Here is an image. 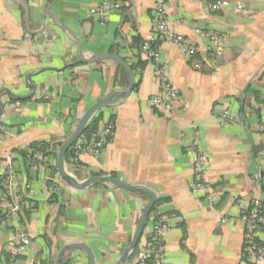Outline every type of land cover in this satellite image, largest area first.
<instances>
[{"label": "crops", "instance_id": "1", "mask_svg": "<svg viewBox=\"0 0 264 264\" xmlns=\"http://www.w3.org/2000/svg\"><path fill=\"white\" fill-rule=\"evenodd\" d=\"M17 1L30 8V30L40 31V20L44 26L41 33L28 31L24 8L14 0H0V174L9 156L15 198L23 194L27 181L16 148L35 141L61 144L89 106L127 87L126 71L110 59L68 66L78 57L73 34L81 41L84 57L110 52L128 60L135 36H150L156 2H118L124 8L100 23L90 14L101 0ZM241 1L246 7L237 12L212 10L201 0H163L168 24L200 51L201 65L194 69L177 45L158 43L166 77L181 91L180 101L169 113L147 106L160 81L142 58V71L134 73L136 88L102 108L103 122L112 117L113 129L101 157L81 155L75 170L65 163L78 180L112 174L155 194L154 212L162 213L168 224L161 264H239L243 238L236 204L262 198L255 173H264V108L259 119L250 105L256 106L253 91L264 93V0ZM210 33L220 38L219 52L209 43ZM244 94L249 105L243 108ZM15 102L19 105L14 107ZM223 113L232 121L224 122ZM189 143L210 154L208 175L220 196L214 206L191 189ZM49 157L54 163L55 157ZM56 174L55 166L30 175V200L37 208L22 214L19 224L14 221L18 225L0 223V264H54L58 250L76 242L92 249L95 263L115 264L150 198L108 183L85 189L62 184L63 208L57 216L58 203L47 200ZM151 229L149 219L129 264ZM260 238L264 240V233ZM63 264L89 263L77 249L65 254Z\"/></svg>", "mask_w": 264, "mask_h": 264}, {"label": "built area", "instance_id": "2", "mask_svg": "<svg viewBox=\"0 0 264 264\" xmlns=\"http://www.w3.org/2000/svg\"><path fill=\"white\" fill-rule=\"evenodd\" d=\"M208 2L212 10H220L225 8H233L239 12L245 9L246 5L241 0H201ZM120 10L119 3L112 0H101L98 9L90 14L94 20L104 23L108 17L115 11ZM150 36L142 40L138 45L131 47L132 55L140 53L141 58L147 60L154 71L155 76L159 79L158 92L151 95L146 104L153 110L169 113L173 104L179 102L181 99V91L178 90L166 77V64L162 61L160 48L152 46L157 42H170L177 45L181 49L182 54L190 63L192 68L198 69L200 67L199 48L186 41L184 36L176 33L168 24L166 19V5L163 0H156L152 11V24ZM209 43L216 51H220V38L215 33L208 35ZM129 58V64L136 63L134 57ZM140 73V69H136ZM15 106L19 103L15 102ZM222 118L224 122L232 121V118L223 113ZM261 128V127H259ZM113 123L109 121L103 122L102 127L95 133H91L89 137L83 136L77 138L72 145L71 164L78 161L81 155H89L99 159L104 147L112 136ZM261 130V129H259ZM264 156V151H262ZM186 154L192 158V172L193 181L191 182V189L204 199L210 205H216L220 199L218 193L214 189L215 181L208 175V169L211 163L210 154L204 149L197 147L193 143L186 146ZM30 158V171L33 175L46 171L53 165V161L48 157H41L38 153L32 155L27 154ZM12 158L5 157L6 168L0 174V223L3 225H14L12 220L19 218L24 211V208L30 201L32 194V185L30 182H25L23 185V194H19L16 198L12 192V182L14 175V167L11 164ZM256 179L260 180V174L257 171ZM55 182L50 188V191H60L62 187V179L56 174ZM236 215L242 224V238L243 244L240 253L239 264H263L264 262V240L260 235L264 233V205L261 199L254 198L251 200L238 201ZM149 219L152 221L151 233L144 240L136 260L132 264H161L165 253L164 235L168 229V224L165 221L162 213L159 211L150 215ZM225 218L223 221H225ZM17 229V228H15ZM26 242V239H23ZM150 261L151 263H149Z\"/></svg>", "mask_w": 264, "mask_h": 264}, {"label": "water", "instance_id": "3", "mask_svg": "<svg viewBox=\"0 0 264 264\" xmlns=\"http://www.w3.org/2000/svg\"><path fill=\"white\" fill-rule=\"evenodd\" d=\"M17 4L22 6L25 10V25L26 29L30 32H38L41 33L43 31V23L40 20L41 24V30L40 31H32L28 28V18L30 15V8L27 7L26 3H23L22 1L14 0ZM46 12V11H45ZM51 15V11H47ZM42 18V16L40 17ZM53 23H55L54 20H52ZM73 34V33H72ZM77 50H78V57L74 61H72L68 66H72L74 64L78 63H93L94 61L100 60V59H110L116 63H118L127 73L128 76V84L127 87L123 90H115L112 93H110L108 96L101 98L97 101H95L91 106H89L79 117L77 120L73 131L71 132L70 136L66 138L61 145L59 146L57 152H56V160H55V166L57 175L59 178L62 179V181L70 188L72 189H85L91 186H96V184H112L116 187H121L126 190L135 192V193H142L146 194L150 201L145 206L143 211L140 214L139 221L137 223L136 229L134 231V234L132 238L130 239V242L125 245L124 249L122 250L118 260L115 262V264H127L128 259L130 258L133 251L136 249V247L139 244L140 237L142 235L143 229L145 227L146 222L148 221L147 217L149 215V212L151 211L152 207L154 206L156 202L155 194L150 191L148 188L143 186H134L129 183H126L120 179H116L112 177L111 175H90L86 177L83 180H78L77 178H74L70 173H68L65 169V153L66 151L73 145L74 141L80 136V134L84 131L88 121L91 119V117L94 115V113L98 110H100L103 107L112 105L116 103V101L120 99L127 98L135 85V79H134V73L131 70L129 64L117 53H110V52H93L88 57H84L81 41L79 38L74 35ZM34 90V89H33ZM32 94V93H31ZM3 108V104L0 102V112ZM81 250L85 256L87 257L89 264H97L94 260V254L92 249L83 242H76V243H69L63 245L57 252L55 257L54 264H63L64 256L67 252L73 251V250Z\"/></svg>", "mask_w": 264, "mask_h": 264}, {"label": "trees", "instance_id": "4", "mask_svg": "<svg viewBox=\"0 0 264 264\" xmlns=\"http://www.w3.org/2000/svg\"><path fill=\"white\" fill-rule=\"evenodd\" d=\"M114 1H117L120 4H124L125 3V0H114ZM209 1H211V0H209ZM120 4H119L120 9L121 8H124ZM142 40L143 39H140L139 37L135 36V38L133 39V44L131 45V47L138 45ZM158 43L159 42H157L155 44H152V46H155L156 47V46H158ZM133 57L135 58L136 63L129 64V59L128 60L124 59V60L127 61V63L129 64L131 70L136 75V72H137L136 69L138 68V69L141 70L144 67L146 61L141 58L140 53H137ZM119 68H120V70L124 71L120 65H119ZM263 75H264V70H263L261 76H263ZM261 76H259V78H262ZM135 88H136V85H134V88L133 89H135ZM251 95L253 96V99H254V101L256 103V106L253 107L252 105H250V108H251L250 110H252L258 116V118L260 119V117H261L260 116V109H263L264 108V93H260L259 91H253ZM246 104L249 105L248 98L244 94V100H243V106L242 107L244 108V105H246ZM257 105H258V107H257ZM103 120H104V113H102V108H101L100 110H98V111H96L94 113V115L88 121V123H87L84 131L80 134L79 137H83V136L89 137L91 133L97 132L100 129L99 128L100 127L99 125H100L101 122H103ZM109 121L112 122V117H109ZM60 145H61L60 143H58V144H55V143L48 144V143H45V142H36L35 141V142H32L31 144H29V146L26 147V148H21V149H17L16 148L15 149V151L23 159V162H24V165H25L26 176H27V178H26L27 179V182H29V180H30V175L31 176L33 175V173H31V171H30L31 161H30V158L27 157V154L32 155L34 153H38L41 157H48V158H50L49 156L55 157L56 156L57 149L54 150V147L59 148ZM71 148H72V146L66 151V153L64 155V157H65V163L68 164V165L74 166V169H75V166L78 164L79 160L76 161V162H74V164H71V158H72V149ZM55 159H56V157H55ZM53 167L55 169V162L48 169H51ZM112 176L114 177V175H112ZM54 182H55V179L53 178V181H50L49 196H48V199L47 200H48V203L49 204H54V203L57 204L58 203V205H57L58 208H57V213H56L57 216H58L62 212L63 206H62L61 200L59 198L60 193H61V190L58 191V192L57 191H54V192L50 191V188L52 187V185L54 184ZM259 184H260V188H261V192H262V194H261L262 195L261 201H262V204L264 205V173H263V175L260 174ZM0 190H2V189L0 188ZM2 191H0V192H2ZM157 207H158V203L156 202L154 204V206L152 207L151 211L149 212V215L147 217L148 220H149L150 215H152L154 213V211L156 210ZM35 208H37V202L33 203V206L31 207L32 210L35 209ZM26 209L27 208H24V211L28 215L29 214V211H28V209L27 210ZM0 215H1V211H0ZM137 249H138V246L136 247V249L131 254L130 258L127 261L128 262L127 264H129V260L137 252ZM13 259H14V256L11 258V261L9 263H12L13 262ZM148 262L151 263L150 261H148Z\"/></svg>", "mask_w": 264, "mask_h": 264}, {"label": "rangeland", "instance_id": "5", "mask_svg": "<svg viewBox=\"0 0 264 264\" xmlns=\"http://www.w3.org/2000/svg\"><path fill=\"white\" fill-rule=\"evenodd\" d=\"M70 114H71L72 116H74V113L72 114V112H71ZM88 156H89V155H88ZM91 157H92V156H91ZM93 158H94V159H97V157H96V158L93 157ZM70 167H71V166H70ZM65 169H66V168H65ZM73 169H74V168H73ZM74 170H75V169H74ZM66 171H67V170H66ZM68 173H69V172H68ZM70 174L73 176V174H75V172H73V174H72V173H70ZM73 177H74V176H73ZM78 179H80V178H78ZM62 184H64L63 181H62ZM0 191H2V190H0ZM29 203H30V205L28 204L26 208L28 209L29 213H31V212H33V211L36 209V208L33 209V210L31 209V207L33 206V203H35V202H34V201L32 202V201L30 200ZM27 209H26V210H27ZM24 213H25V215L27 216V214H26L25 211H23V214H24ZM14 221H15V222H18V221H19V219H18L17 216H16V218H14V219L12 220V222H13L14 225H18V224H19V222H18V224H16Z\"/></svg>", "mask_w": 264, "mask_h": 264}]
</instances>
